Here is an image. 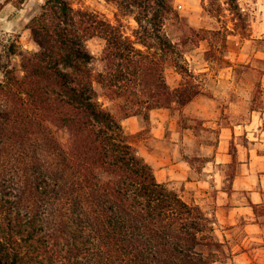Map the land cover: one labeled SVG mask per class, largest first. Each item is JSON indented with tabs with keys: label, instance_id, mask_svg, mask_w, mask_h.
I'll list each match as a JSON object with an SVG mask.
<instances>
[{
	"label": "trees",
	"instance_id": "1",
	"mask_svg": "<svg viewBox=\"0 0 264 264\" xmlns=\"http://www.w3.org/2000/svg\"><path fill=\"white\" fill-rule=\"evenodd\" d=\"M124 1L142 5L145 12L157 5L148 20L152 29L153 20L163 23L170 14L174 20L180 17L168 0ZM232 1L238 7L237 0L231 5ZM136 20L143 24L142 17ZM28 26L40 50H20L22 74L8 66L0 82V154L13 148L23 160L11 165L0 183L16 188L10 202L20 210L27 208L32 225L38 214L55 205L61 232L72 234L65 239L74 247L70 255L89 264L216 260L222 243L209 218L198 205L156 180L120 122L140 112L144 103L137 95L148 94L149 103L171 107L176 88L165 86L163 58L154 53L160 54L150 52L149 43L141 42L147 51L137 47L139 41L123 30V24L74 8L67 0H45ZM96 36L105 41L104 69L96 81L114 102L113 109L94 99L93 81L85 69L93 54L83 43ZM164 44L171 45L172 52L177 42ZM118 99L123 102H115ZM51 123L68 129L67 144L58 140Z\"/></svg>",
	"mask_w": 264,
	"mask_h": 264
},
{
	"label": "crops",
	"instance_id": "2",
	"mask_svg": "<svg viewBox=\"0 0 264 264\" xmlns=\"http://www.w3.org/2000/svg\"><path fill=\"white\" fill-rule=\"evenodd\" d=\"M18 1L0 0V44L6 35L11 43L35 42L28 25L45 0ZM237 2L244 25L230 8L218 26L198 19L194 3L184 8L191 26L226 30L227 50L205 90L171 107L146 101L144 112L120 119L156 180L209 218L222 243L210 264H264V0ZM12 54L20 66V54Z\"/></svg>",
	"mask_w": 264,
	"mask_h": 264
},
{
	"label": "rangeland",
	"instance_id": "3",
	"mask_svg": "<svg viewBox=\"0 0 264 264\" xmlns=\"http://www.w3.org/2000/svg\"><path fill=\"white\" fill-rule=\"evenodd\" d=\"M67 1L74 8L98 12L115 24H123V30L131 35L133 39L139 41L136 46L144 51H147V47L143 46L141 42L152 45L149 51L152 53L157 51L160 55L154 53L156 58H163L161 74L165 86L176 88L174 89L173 98L178 102L177 104H183L194 97V91L205 90V87L212 82L211 78H213L214 71L221 63L215 59L225 54L227 50L222 40L226 35V30L223 33H217V31L208 30L205 27L201 29L200 27L191 26L188 16L184 13V8H189L191 2L194 3L193 7L191 6L192 10L197 11L198 19L202 18L209 26H218L228 20L226 16L229 13L225 10L226 8L232 9L239 15V25L246 24L248 17L247 14L242 13L243 11L241 12L240 4L238 3L237 7L236 2L232 1L231 5L229 3L231 0H168L180 17L174 20L171 19L170 14V19L165 20L163 23L158 22V19L153 20L152 29L148 20L158 9L153 0L150 2L154 5L150 7L148 12H145L142 5L129 6L126 5L124 0ZM144 13H147L148 16L145 17ZM200 14L201 16H199ZM138 17H142L143 24L141 26L137 23L136 18ZM117 18L119 21H117ZM150 32H153L151 37ZM165 41H175L178 45L176 44L175 50L173 49L171 52V45L164 44ZM11 42V37H7V35L1 39L0 82H4L5 71L10 64L18 73L22 74L19 58L12 54V50L18 52L22 48L30 52L40 50V46L33 41H30L29 45ZM83 45L93 54V58L85 65V69L89 72L90 79L93 81L91 85L94 99L113 109L114 102L109 101L104 96V88L96 81L99 72L104 69L102 56L105 41L103 38L96 36L85 40ZM209 73L213 75H209ZM137 97L142 98L145 104L148 94L144 96L137 95ZM119 101L123 102L121 99L115 102ZM151 103L150 101L149 104ZM139 110L144 112L142 107ZM51 126L58 140L63 145L67 144L70 139L68 129L58 127L52 123ZM20 155L19 151L13 148H11V153L0 154V183L3 181V176L8 175L11 165L22 164L23 160L17 159ZM13 180L11 179L10 183L14 182ZM14 192H16L14 186L12 188L0 186V264L12 263L14 258H16L15 264H82V261L84 264H89V261L85 262L79 257L70 255L74 247L67 246L65 239L70 238L72 234L61 232V228L58 226V218L55 217V205H49L47 208L50 211L45 214H38L32 225L29 216L25 214L27 208L21 209V211L14 202H10V200H15Z\"/></svg>",
	"mask_w": 264,
	"mask_h": 264
}]
</instances>
